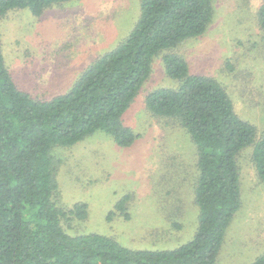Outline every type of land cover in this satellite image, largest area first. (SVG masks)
<instances>
[{
    "label": "trees",
    "instance_id": "16d2710c",
    "mask_svg": "<svg viewBox=\"0 0 264 264\" xmlns=\"http://www.w3.org/2000/svg\"><path fill=\"white\" fill-rule=\"evenodd\" d=\"M67 0H0V19L16 8L33 16ZM213 0H139L129 33L99 55L71 88L47 100L20 90L4 64L0 42V264H215L226 228L240 208L236 156L254 140L255 128L234 112L222 85L191 74L184 58L162 55L176 88H157L145 97L154 115L174 120L196 148L194 237L173 248L132 249L99 233L69 234L65 222L86 219L87 204L65 206L58 188L52 149L70 146L95 131L130 145L137 135L122 121L141 85L151 75L153 57L203 33ZM264 34V1L257 10ZM1 41V31H0ZM252 162L264 184V131L254 142ZM130 194L108 216L129 218ZM250 264H264V253Z\"/></svg>",
    "mask_w": 264,
    "mask_h": 264
},
{
    "label": "rangeland",
    "instance_id": "374dc122",
    "mask_svg": "<svg viewBox=\"0 0 264 264\" xmlns=\"http://www.w3.org/2000/svg\"><path fill=\"white\" fill-rule=\"evenodd\" d=\"M264 0H213L205 31L153 57L151 75L141 85L122 121L137 135L118 146L102 131L52 155L61 201L87 204L86 219L65 222L69 234L99 233L132 249L176 248L191 240L198 225L194 200L196 148L172 119L152 114L149 91L176 88L162 55H181L191 74L219 81L234 112L255 128L254 140L236 156L240 208L226 228L215 264H250L264 253V184L252 162L253 144L264 131V34L257 10ZM139 0H67L39 17L16 8L0 19L4 64L20 90L47 100L68 91L83 69L112 50L131 30ZM130 194L125 219L114 213Z\"/></svg>",
    "mask_w": 264,
    "mask_h": 264
}]
</instances>
